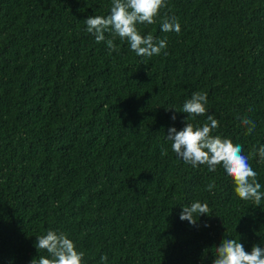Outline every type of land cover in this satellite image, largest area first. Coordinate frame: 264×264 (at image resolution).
I'll use <instances>...</instances> for the list:
<instances>
[{"label":"trees","instance_id":"trees-1","mask_svg":"<svg viewBox=\"0 0 264 264\" xmlns=\"http://www.w3.org/2000/svg\"><path fill=\"white\" fill-rule=\"evenodd\" d=\"M111 6L0 0V264L47 256L35 244L48 230L67 234L83 264H213L226 237L264 248V201L241 200L222 168L184 163L166 137L185 127L175 109L207 93L212 134L243 146L264 191L251 155L264 146V0H167L161 18L181 31L138 25L167 40L147 59L119 39L109 55L86 31ZM195 201L212 214L192 226L180 214Z\"/></svg>","mask_w":264,"mask_h":264},{"label":"clouds","instance_id":"clouds-1","mask_svg":"<svg viewBox=\"0 0 264 264\" xmlns=\"http://www.w3.org/2000/svg\"><path fill=\"white\" fill-rule=\"evenodd\" d=\"M110 14L107 16H89L83 23L86 31L95 37L97 43L105 42L112 52H119L115 41L129 44L130 49L139 57L145 59L158 56L167 48V40H157L153 35H142L138 25H153L160 18L161 30L165 33L181 31V25L174 16L166 14L161 18V11L167 8V0H111ZM105 33L111 38L106 39ZM207 93L195 92L187 99L180 111L187 119L185 127L177 131L175 127L168 129L167 140L171 142L174 154L184 163L196 168L206 166L210 172L222 168L231 178L237 196L244 201H251L255 207H261L264 201V191L257 180V173L249 163V156L243 154V146L234 144L232 140L214 136L213 130L219 127V121L208 114L206 105ZM171 110V109H168ZM207 116V121L194 124L197 117ZM172 116V120H176ZM242 125L247 127L246 135L255 130V123L248 118L243 119ZM168 154L162 149V155ZM252 156H259V163L264 164V146L253 150ZM209 190L214 185H209ZM207 203L193 202L190 206H183L180 214L181 221H187L197 226L202 216H211ZM35 247L39 252L48 255L33 259L31 264H83L85 253L77 251L74 242L67 234L48 230L45 235L36 237ZM108 256L101 257V264L107 262ZM213 264H264V248L253 245L251 252H247L240 238H225L219 246L215 247Z\"/></svg>","mask_w":264,"mask_h":264}]
</instances>
